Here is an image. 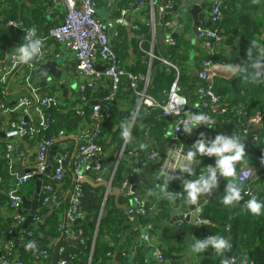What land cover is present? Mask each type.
<instances>
[{"label": "trees", "instance_id": "trees-1", "mask_svg": "<svg viewBox=\"0 0 264 264\" xmlns=\"http://www.w3.org/2000/svg\"><path fill=\"white\" fill-rule=\"evenodd\" d=\"M144 1L146 0H127L125 7L131 2L135 5H140ZM174 1L179 2V0ZM45 9L46 6L43 7L40 0H28V3L23 0H1L0 15L4 17V20H0V61L4 60L6 55H8V45L14 43L20 45L23 43L26 29L35 28L36 33H38L37 28L44 31L48 30L49 25L43 26L46 19ZM222 11L224 18L219 24L221 34L226 36V43L230 42L232 36L235 34L241 36V57L233 61L239 62V65H246L248 63V53H252L255 56L259 48H264V37L260 38L264 28V0H226ZM7 20L16 21L17 26H7ZM189 27L187 23L185 30L189 29ZM134 32L143 35L144 40L148 42L150 32L147 25L141 24L140 29L134 30ZM176 41V45L170 46L165 54L168 60L177 63L182 68L180 83L183 88H187L190 92L191 101L196 102L197 95L195 94V90L197 79H190V70L189 68L185 69L187 67L185 62L191 54L189 53L191 45L182 38H176ZM114 45V50L117 54L118 42L114 41ZM197 54L196 68L199 67L202 59L200 53ZM219 57L221 56L219 55ZM233 61L230 63L234 64ZM146 62L147 56L142 65H139V70H134V73L146 74L148 71ZM19 71L21 69H18L16 74ZM173 79V70L159 60L153 59L150 65V81L147 92L158 103L163 104L167 99V92ZM213 90L220 96L221 106L226 107L224 114L215 116L216 128L214 131L217 134H224L221 129L222 124L227 121H233L230 127L232 136L245 144L246 152L243 161L238 162L236 165L237 173L240 167L244 165L252 166L256 170V173L252 176L253 180L250 188L253 189V193L250 196L244 194L245 186L238 181L236 175V183L242 184L243 191L242 200L235 207H226L221 203L226 193V187L231 182V178H222L218 175V191L213 193L201 205V217L206 219L207 222L203 223L200 227L195 226L194 234L195 239H204L212 235L223 236L229 239L232 247L225 253L224 257L218 256L214 250L209 248L204 253L198 254V264H222V260L225 257L233 256L236 258L234 264H241V261L245 257H247V264H264V209L261 210L259 216H255L244 207V202H247L252 196L264 202V175H261L264 171V118L260 129L256 131L258 135L257 139H252V131L249 133L243 132L247 119L264 108V84L252 83L250 78L246 79L244 75L236 73L230 78H215ZM89 91L85 93V102L87 103L82 104V115L72 111H68L65 115L62 114V106L59 103L56 106L45 109L44 112L53 121L48 129L34 136L35 140L49 139L62 128H65L67 132H72L75 124L80 122L81 118L93 121L90 104L91 92ZM129 92L131 94L132 106L128 110L118 111L112 102L109 106L107 118L97 121L99 127L96 129L95 137L102 147V153L105 151V148L107 149L111 145H113V151L125 149L112 178V186L114 187H118L121 182L127 179L124 176L125 173L133 174L134 168L136 169L135 173L142 171L150 150L155 148L159 151L160 143L167 144L170 139V126L173 122L172 119L162 114V110L159 107L146 108L140 106L138 108L139 96L130 89ZM7 93L8 89L6 87L0 88V104L2 101L6 103L5 98ZM191 114L193 116L199 115L197 111H192ZM129 120L132 121V139L130 142H125L121 136V126L125 121ZM145 133L149 137L147 141L144 138ZM183 133V131L179 132L177 137L179 143L183 145L184 153H187V147L182 141ZM193 141L195 143L194 138ZM189 147L192 150L193 145ZM131 149L136 150L139 162L133 166L134 168L128 167L127 164V157L129 156L127 152ZM4 150L3 156H5ZM57 151H62V149L57 147ZM74 151V149L67 151L65 176L60 183L51 181L47 175L42 177L38 205L33 214V216H40L41 221L33 222L31 220L26 227H23V223L28 215L25 212L27 209L22 207V202L18 203L17 206H13L12 200L7 196L6 191L8 192L10 187L13 186L9 184L12 177L7 173L6 158L0 159V176L2 179L0 182V256L6 253L3 248V242L12 240L16 246L10 249L7 257L15 258L17 256L24 264H60L61 259H66L65 264H130V262H133V264H155L150 257L147 261L143 258L141 249H144L145 246L140 243V239L139 244L135 242L136 236L140 233L137 226L150 225L151 228H155L157 222L158 224L162 221L164 222L169 216L168 210L165 208L168 199L163 197L159 185L164 186L166 183L165 187L168 190L178 189L184 192L183 182L185 178L174 179V183H170L169 180L166 181L164 176L161 175L158 170L160 165H158L157 172L154 169L155 171L153 172L155 174L152 177L155 184H145L144 189L139 188L136 190L135 195L139 200L141 199L142 206L146 210H148L149 205H155L156 208V205L162 202V207L158 208L160 209V215L157 216H152L155 214H152V212L142 215L137 209L130 206L128 202L130 197L122 193H119L116 198L108 195L104 201L105 191L103 188H95L89 183L80 181L81 195L77 201V210L83 212V215L77 216L73 222H68L70 198L77 184L74 173V158L72 157ZM129 158L132 160L134 156ZM196 159L198 160V167L193 180L200 174L205 173L207 166L215 165L214 156H197ZM3 160L6 172L3 170V166H1ZM53 165L52 158L48 174L51 173ZM4 173H6V176H4ZM46 183H51L55 190L51 193L61 198V202L53 207L42 204V197L45 195L42 191V185ZM34 192L35 185L32 179L27 180L18 189V194L28 199L33 197ZM145 192L148 193L150 199L142 197ZM181 201H187L186 195ZM126 202L129 203V206L124 209L123 205ZM129 207L132 211H129ZM17 208L22 210L23 221L14 227L12 214L15 213ZM101 210L102 214L99 217ZM6 211L10 212V215L6 214ZM128 223L133 226V238L123 241L124 226H127ZM66 231H73L74 233L69 237L66 235ZM79 231L80 233H78ZM168 234L166 231L164 236ZM20 236L24 238L22 242L17 240ZM33 241H37L35 247L26 251L19 249L23 245L28 246ZM133 242L134 245L138 246V251L131 258V261H129L126 255L128 254L129 246ZM18 243H22L23 245ZM41 251H45L46 255L39 256ZM116 251L120 252H118L119 259L115 263L113 258ZM163 254L170 261V264H183L178 256L171 253L169 249L164 248Z\"/></svg>", "mask_w": 264, "mask_h": 264}, {"label": "built area", "instance_id": "built-area-1", "mask_svg": "<svg viewBox=\"0 0 264 264\" xmlns=\"http://www.w3.org/2000/svg\"><path fill=\"white\" fill-rule=\"evenodd\" d=\"M53 3L61 2L65 8L62 21L56 25L48 28L45 34H42L35 38H40L43 43L47 38H51L70 50L75 57L79 73L83 76V81L78 85L79 99L85 103V93L88 90L94 89L98 84V81L107 78L109 80L108 92L101 101L91 105V118L94 121H102L107 118L109 106L114 102L117 93L120 90L121 80L123 77L129 81L128 88L139 96L140 106L146 108L159 107L162 110V114L172 119L170 126V139L167 142L166 152L163 158H160V152L155 148L150 150L148 153V159L157 162L160 159V173L165 172L171 179L185 178V180H192L196 175V170L190 164L191 174L187 171H181V166L184 164V156L186 153L183 151V145L179 143L177 135L183 131L184 125L193 116L192 111H197L199 114H203L214 121L213 128H208L206 125H198L192 130L193 138L195 142L198 139H204L211 141L217 134L214 129L216 128V115H222L226 112V107L221 106L220 96L213 91V81L217 77L225 78L227 75L226 68L233 70V64L229 63L226 59L222 58V53H218L217 45L223 38L221 30L219 28L220 22L224 18L223 7L226 0H209V10L205 21H209V25H201L197 28L199 32V41L204 48L202 53V59L199 67L196 68V75L200 80V84L197 87L195 94L197 95L196 102H192V109L187 108V97L184 94L183 86L180 83V76L182 68L177 63L171 62L168 59L162 58L157 55H153V52H149L148 58V71L146 74L134 73L124 69L120 65L119 58L114 51L111 38L117 37L119 34L118 25L130 26L134 30H139L141 24H145L149 28L150 32V43L156 42L157 30H162L165 33L164 43L166 45L175 46L177 41L174 37V33H182V25L180 24V15L182 7H189L192 3L198 0H179L174 2L173 0H146L140 5L129 3L126 7L118 8L116 6L117 0H103L106 6L118 13L117 17L111 18L105 21L96 15L97 6L99 0H51ZM174 5H177V9L174 10ZM1 7V4H0ZM134 11L140 12L138 16H134L137 19L131 21V13ZM0 20H4V17L0 15ZM131 21V23H130ZM7 26L15 27L17 22L14 20H7ZM179 25L178 27H176ZM30 29H26L23 36V43H26L30 37ZM175 29V32L172 30ZM180 30V31H179ZM184 34V33H183ZM36 35V31H35ZM186 35H189L188 33ZM142 41L144 38L141 39ZM47 50L41 48L40 54L35 57L30 64L17 63L14 50L7 55L5 63L0 64V88H5L19 69L26 71V82L25 85L29 91L28 95H22L18 100L10 107L3 101L0 104V111L7 115L8 120L6 122L5 130V158L7 160V173L14 182L10 185L8 192H6L9 199L12 200V205L22 202L23 195L18 194L19 187L32 179L35 174H40L42 177L47 175L51 181L60 183L65 176V163L68 156L67 151H59L53 156V168L50 174L48 170L50 166L48 164V152L52 145L60 144L67 138H73L76 140V146L72 157L74 158V173L77 184L72 191L70 198V213L68 214V222H73L79 215H83V212L77 210V201L81 195L79 182L82 178L87 177L90 179L93 176L95 182H103L109 184L108 188L105 189L104 201L107 198L108 191L114 189L112 187V178L115 174V170L122 159L125 149L122 148L120 156L115 160L111 176L106 178L103 173V165H101L100 154L102 153V147L96 140V131L91 134L85 131H79L73 135L67 132L65 128L60 129L57 133L53 134L49 139H42L38 142L36 151V164L33 169L18 173L15 171L12 162V140L13 139H25L32 138L42 131H45L51 125L53 119L48 118L45 109L56 106L59 101V97L54 94L51 95H40L38 93V87L30 81V75L34 72L40 64L48 60L45 59ZM219 55L221 57H219ZM153 58L162 62L168 68H171L174 72V79L168 89L167 99L163 104L158 103L148 92L147 88L150 81V65ZM97 64L102 65V69L97 67ZM190 70V68H189ZM72 108H69L71 111ZM14 111H19L22 115L14 119L10 117V114ZM188 111V112H187ZM77 114L82 115V108L75 111ZM241 113H243L240 110ZM264 118V108L257 111L256 114L250 116L243 128L244 133L252 131V139H257V130L260 129ZM200 133H204L203 137ZM145 141L149 139L147 133H145ZM134 149L129 150L127 153L133 155ZM214 159H216L214 157ZM194 162V161H193ZM134 168V167H131ZM134 173L136 169H133ZM133 173V174H134ZM256 173V170L249 165L241 166L237 173V179L240 183L244 184L245 195H252L253 189L250 185L253 180L252 176ZM264 175V171L261 173ZM107 180H106V179ZM2 181L0 176V182ZM119 193L130 197L128 202L130 206L137 209L142 215L153 211L155 205H149L148 210L142 206V202L135 195L137 190L131 188L130 183L125 179L121 182L118 187ZM213 190V189H212ZM211 190V191H212ZM42 191L45 195L42 197V204L45 206L53 207L61 202V198L51 193L55 191L51 183L42 185ZM168 192L176 194L175 199L181 201L185 197V193L181 190L167 189ZM246 204V202H244ZM129 211H132L130 207ZM20 209H16L15 213L12 214L14 219L13 226H18L23 221L22 215L18 212ZM103 210V208H102ZM102 210L99 214H102ZM196 221L199 223H206L207 220L201 217L202 206H195ZM6 214H8L6 212ZM33 222H40V216H32ZM140 227V225H138ZM144 227V233L141 234L140 240L148 245L152 251V260L155 264H170V261L164 257L163 249L159 241L152 238L150 234V225H141ZM10 231V230H9ZM73 231H66V235L71 237ZM80 233V231L78 232ZM25 235V234H22ZM19 242L24 240L23 236L17 238ZM23 245L22 243H18ZM143 244V245H144ZM16 246L12 240L3 242V248L6 253L0 256V264H24L18 257L9 258L7 254L10 252L12 247ZM26 246V245H23ZM145 246V245H144ZM40 255H46L45 251H41ZM233 262L236 258L231 257ZM66 259H61L60 264H65Z\"/></svg>", "mask_w": 264, "mask_h": 264}, {"label": "crops", "instance_id": "crops-1", "mask_svg": "<svg viewBox=\"0 0 264 264\" xmlns=\"http://www.w3.org/2000/svg\"><path fill=\"white\" fill-rule=\"evenodd\" d=\"M206 1L208 4L209 0H206ZM40 2L43 7L46 6V9L44 11L46 19H45L43 26L49 25L50 27L62 21L65 8L61 2L53 3L52 1L50 2V0H40ZM126 2L127 0H117L116 6L118 8L125 7ZM0 4H1V0H0ZM139 13L140 12L138 11L132 12L131 21L134 22L137 19L134 16H138ZM96 15L99 18L105 21H108L111 18L117 17L118 13L114 10L109 9L103 0H99L97 10H96ZM191 22L192 20L188 18L187 23L190 24ZM178 26L179 25H177L176 27ZM46 30L44 31L43 29L37 28L38 33H36L35 36L38 37L42 35L43 33L46 32ZM118 30H119L118 36L111 38V42H112L113 48L115 46L114 41L118 42L117 50L119 51V53L117 51V57L119 58L120 65L124 69L133 71V72L138 71L139 70L138 68L140 67L139 65H142L146 56L151 51L153 52V55H157V56L167 59V55L165 53L168 51L169 46L164 43V47L161 48L158 44L159 36H162V35L164 36L166 32L160 29L157 30L156 42L152 44L149 41L147 42V40L142 41L141 39L143 38V35H140L134 32V29L131 27V25L123 26L119 24ZM172 31L175 32V29H173ZM177 34L178 33H176L177 38H182L187 43H190L191 47L189 48V53L191 54L193 53V58L195 59V65H196V62H197L196 56H198L197 53H200V55L202 56V53H204L205 51L204 48H202L199 39L193 40L191 35H186L187 33L185 34L179 33L178 35ZM262 37H264V28L262 30V34L260 38ZM8 46H9L8 53H10L12 50H14L19 45L14 43ZM240 46H241V36H239V34L233 35L230 42L228 43H226V36H223V38L220 40V42L217 45V51L218 53H222V58L226 59L230 63L231 61L241 57ZM43 47L47 50V55L45 59L48 58L49 60V59H52V57L58 58L59 56L60 58H62L61 68L68 69V75L70 76L72 80L71 81L72 83L71 82L67 83V85H69V91L66 94V96H63V93L60 89L55 88L51 83L48 82L49 75L47 73H43L42 75H37L34 71L30 75V81L33 82L36 87H38V93L40 95L43 96V95L54 94L55 96L59 97L58 101H59V104L62 106L61 107L62 114L64 115L67 114L69 111V108H72L71 110L72 112H75L77 109L83 108L82 104H86L87 102L83 103L82 100L80 101L79 96H75V93L78 92V85L80 82L83 81L84 78L79 73L74 54L70 50L66 49L63 46V44L51 38H47L44 40ZM148 58L149 56H147L146 64L149 66ZM6 60H7V55L4 60L0 61L2 62L0 64L5 63ZM233 62L235 65H239L238 64L239 62H235V61ZM97 67L102 69L103 66L100 64H97ZM192 67H196V66H192ZM226 71H227L226 73L227 75L225 76V78H230L236 74L235 71L232 72V70L229 68H226ZM25 82H26V71L25 70H21L17 74L15 73L14 76H12L10 82L6 84L5 86L6 89H8V93L5 98L6 105L11 107L18 100V98L21 97L22 95L29 96L27 92L29 90L27 89ZM128 83L129 81L127 80V78L123 77L121 80L120 90L117 93V96L113 102V106H115V108L118 109V111H126L132 106L131 94L129 92ZM70 85H74L73 88H71ZM108 88H109V80L107 78H104L103 80L98 81V84L94 87V89H90L89 91L91 92L90 101L98 99L99 96L103 95L102 92H104L105 90H108ZM101 99L99 101H101ZM21 115H22L21 112L14 111L10 114V117L17 119ZM7 117L8 116L5 115V113H2L0 111V159L4 158L2 154H3V150L5 149L4 147L6 143L5 130H6V122L8 120ZM97 127L99 126H98V123H96V121L94 120L90 121V120L81 118V121L75 124L74 129H72V132L70 133L75 135L79 131H85L89 135V133L91 134L92 132H95ZM182 139L185 145L188 144L189 146H191L194 143L192 132L188 134L183 133ZM38 142L39 141L35 140L34 137L12 140V144H13L12 162H13L15 171L18 172L19 174L25 171H28L30 169H33L35 167V164H36L35 158H36ZM62 143L65 144V146L60 147L62 151L63 150L65 151L73 150L76 146V140H74L73 138H67L63 140ZM165 145L167 147V144ZM132 151H134V154L129 155L127 157V164H128V167L130 168L133 167L134 165H137V163H139L137 159L136 150L134 149ZM58 152L59 151H57L55 155ZM114 152L116 151H113V145H111L107 149L105 148V151L100 154V161L103 165V173L106 178H109L111 176V173L113 170L112 167L114 165L115 160L114 159L109 160V159L110 157L113 156ZM132 156H134V158H132L131 160L129 157H132ZM193 161L194 162L191 163L192 166L194 168L198 167V160L194 159ZM154 162L155 161L148 160L146 157L145 167L142 169L141 172H138V174H146L148 179L151 182H153L152 185L155 184V182L152 180V177L155 174L153 171L156 170L157 172V166H158ZM183 163H186V161L184 160ZM4 164L5 162L3 160L1 166H3ZM196 169L197 168H195V170ZM3 170H5L6 172V169L4 168V166H3ZM4 176H6V173H4ZM91 179L94 181L93 176L90 178V180ZM169 181L170 183H174V179H169ZM12 182H13V179L9 181V184H11ZM146 185L142 180L137 181V189L139 188L144 189V186ZM161 187H163V185H159L160 189ZM103 189L105 191V188ZM112 196L116 198L115 195H112ZM142 197L145 199H150V196L148 195L147 192H145ZM186 203L187 201L183 202V201H179L176 199L174 200L168 199V202L165 205V208H167L168 213H169L168 218L164 222L162 221L160 224H158L157 222L156 224L157 226H155V228L154 227L151 228L150 234L152 238L160 242L162 249L164 248L169 249L171 253L178 256V258L180 259L181 262H183V264H198V261H199L198 254L191 252V243L195 239L194 227L196 225L190 223L189 221H186L185 219L173 221V218H172V217H175V215L187 213L188 208L186 207ZM161 205H162V202L158 203L156 205V208L153 211H151L152 214L155 213L152 216L160 215V209L158 208L159 207L161 208L162 207ZM6 212L8 213V215H10V212L8 211ZM25 212L27 215L28 210H26ZM128 225L130 226L127 227ZM128 225L124 226V234H122L123 241H125L126 239L133 238V230H134L133 226H131L130 223H128ZM137 228H139L140 233L138 236H136L135 242L136 244H139L140 236L142 233H144V227L140 225V227L137 226ZM166 231L169 234L164 236V233ZM140 243L144 244L141 240H140ZM144 245H145V248L141 249V254L143 255V258L147 261L149 257L152 258V251L148 247V245L146 244ZM137 247L138 246L134 245V242L129 246L128 254L126 255V257L129 258V261H131V258H133L136 252L138 251ZM117 252H120V251H116L114 255ZM113 259L116 263L119 257L118 259H115V257ZM130 264H133V262H130Z\"/></svg>", "mask_w": 264, "mask_h": 264}, {"label": "clouds", "instance_id": "clouds-1", "mask_svg": "<svg viewBox=\"0 0 264 264\" xmlns=\"http://www.w3.org/2000/svg\"><path fill=\"white\" fill-rule=\"evenodd\" d=\"M35 31V28L30 29L28 41L14 49L17 63L30 64L40 54L43 41L40 38H35ZM233 70L237 74L244 75L246 79L250 78L252 83L264 84V48H259L255 56L252 53H248V63L246 65H235L233 66ZM201 124L206 125L208 128H213L214 121L203 114L194 115L185 123L182 130L188 134ZM121 127L122 138L125 142H130L132 139V121H125ZM203 135L204 133H200L201 137ZM245 155V144L238 138L234 136L228 137L223 133L215 135L211 141L198 139L193 143L192 150L188 151L184 156L186 163L181 166V171H187L191 174L190 164L197 156H214L216 159L215 165L207 166L205 173L200 174L194 180H185L183 182V191L186 194L187 203L189 205H196L200 196L208 194L217 186L219 175L222 178H231V182L226 187V193L221 203L226 207L237 206L242 200L243 186L236 183V165L238 162L243 161ZM161 175L164 176L166 181L172 178L165 172H162ZM165 185L160 190L163 197L174 200L176 194L168 192ZM245 208L252 215L259 216L261 210L264 209V202L252 196L246 202ZM29 247H32V245L29 244ZM231 247L229 239L220 235H212L204 239H194L191 244V252L201 254L211 248L218 256L224 257ZM222 264H234V262L231 257H225L222 260ZM241 264H247V257L241 261Z\"/></svg>", "mask_w": 264, "mask_h": 264}, {"label": "water", "instance_id": "water-1", "mask_svg": "<svg viewBox=\"0 0 264 264\" xmlns=\"http://www.w3.org/2000/svg\"><path fill=\"white\" fill-rule=\"evenodd\" d=\"M24 2L28 3L27 0H23ZM206 3V0H198L197 2L195 3H192L191 6L189 7H182L180 12H181V15H180V24L182 25V33H188L189 35L192 36V39L193 40H197L199 39V32L197 30V28L201 25H209V21H205V20H202L201 17L206 15V9L203 7V4ZM174 10L177 9V5H174L173 7ZM192 20V22L189 24V29H186L185 30V25L188 21V18ZM189 30V32H188ZM178 35V34H177ZM174 37H176V33L173 34ZM158 44L161 48L164 47V36H159L158 38ZM62 58H60V56L58 58L56 57H52V59H49L47 61H45L44 63L40 64L39 67L35 70V73L37 75H42L43 73H47L49 75V78H48V82L51 83L55 88H58L62 91L63 93V96H66V94L68 93L69 91V85H67V83L71 82V78L70 76L68 75V69L66 68H61L62 67ZM196 68L195 67H190V79H193L195 76H196ZM72 83V82H71ZM74 84V83H73ZM71 88H73L74 85H70ZM108 90H105L104 92H102V96H99L98 99L96 100H93V101H90V104H96L98 103V101L107 94ZM184 94L186 95L187 97V108L189 110L192 109V101H191V98H190V92L188 91V89H184ZM75 96H79V92H76L75 93ZM233 124V121H227V122H224L222 124V131L224 132V134L228 137H231L232 136V133L230 131V127L232 126ZM61 146H65V144H55V145H52L49 149V152H48V164H50L53 156L55 155L56 153V149L57 147H61ZM159 147H160V158H163L164 157V154L166 152V145L165 143H160L159 144ZM186 147H187V150L190 151L191 148L188 146V144H186ZM120 156V151H116L114 152L113 156L110 157L109 160H115L117 159L118 157ZM156 165H159L160 163V159L157 161V162H154ZM117 174H120V173H117ZM124 176H126L127 178V181L130 183L131 185V188L133 190H136V187H137V181L138 180H142L145 184H153V182H151L147 175L146 174H138V173H135V174H128V173H125ZM32 180L34 181V185H35V192H34V195L31 199H28L26 198L25 196H23L21 199H22V207L27 209L29 211L28 215H27V218L25 219L24 223H23V227H26L27 224L32 220V216L36 210V207L38 205V200H39V191H40V188H41V184H42V175L40 174H35L33 177H32ZM82 182H86V183H89L91 186L95 187V188H105L107 189L109 184L106 183L105 181L103 182H93L92 180L88 179L87 177H84L82 178L81 180ZM170 182V181H169ZM218 191V184L217 186L212 190L210 191L208 194H205V195H202L198 198V202L196 205H189L188 203H186V207L188 208V212L187 213H183V214H180V215H175V217H172L173 218V221L174 220H186V221H189L190 223L200 227L201 226V223L197 222L196 221V212L194 210L195 206H201L203 205L206 200H208V198L215 192ZM108 194L109 195H115L117 196L119 194V190L117 188H114V189H111L108 191ZM129 206V203L126 202L123 207L124 209H126V207ZM185 206V205H184ZM245 207V205H244ZM20 214H22V210H19L18 211ZM37 241H33L31 243L32 247H29L28 246H21L19 247L20 250L22 251H26L30 248H33L35 247ZM115 259H118L119 257V253L117 252L115 255H114Z\"/></svg>", "mask_w": 264, "mask_h": 264}, {"label": "rangeland", "instance_id": "rangeland-1", "mask_svg": "<svg viewBox=\"0 0 264 264\" xmlns=\"http://www.w3.org/2000/svg\"><path fill=\"white\" fill-rule=\"evenodd\" d=\"M174 1V0H173ZM175 2V1H174ZM207 2V1H206ZM208 4H209V2H208ZM191 6V5H190ZM208 9H209V5H208ZM11 27V26H10ZM188 32H189V30H188ZM186 65H187V67H185V69L186 68H190V67H192V66H195V59L193 58V53L190 55V57H188L187 58V60H186ZM231 64H233V63H231ZM234 66H235V64H233ZM183 70H184V68H183ZM197 72V71H196ZM189 74H190V72H189ZM197 79V82H196V86L198 87L199 86V84H200V80L198 79V77H197V75L193 78V79ZM214 82V81H213ZM197 87H196V90H197ZM184 89H187V88H184ZM196 90H195V92H196ZM184 91V90H183ZM214 91V90H213ZM215 92V91H214ZM216 93V92H215ZM217 94V93H216ZM218 95V94H217ZM219 96V95H218ZM194 168V167H193ZM195 168H197V167H195ZM194 168V169H195ZM203 224V223H202ZM201 224V225H202ZM152 260V259H151Z\"/></svg>", "mask_w": 264, "mask_h": 264}, {"label": "flooded vegetation", "instance_id": "flooded-vegetation-1", "mask_svg": "<svg viewBox=\"0 0 264 264\" xmlns=\"http://www.w3.org/2000/svg\"><path fill=\"white\" fill-rule=\"evenodd\" d=\"M203 7L206 9L207 12H206V15H204V16L201 17V19H202V20H205L206 17H207V14H208V4H207V2L203 4ZM205 16H206V17H205Z\"/></svg>", "mask_w": 264, "mask_h": 264}]
</instances>
